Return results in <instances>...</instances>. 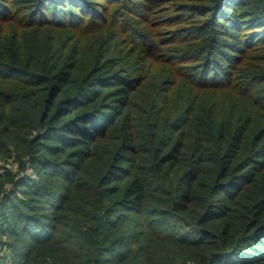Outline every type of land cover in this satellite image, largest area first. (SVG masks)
<instances>
[{"label":"trees","instance_id":"1","mask_svg":"<svg viewBox=\"0 0 264 264\" xmlns=\"http://www.w3.org/2000/svg\"><path fill=\"white\" fill-rule=\"evenodd\" d=\"M6 157L14 264H264V0H0Z\"/></svg>","mask_w":264,"mask_h":264},{"label":"rangeland","instance_id":"2","mask_svg":"<svg viewBox=\"0 0 264 264\" xmlns=\"http://www.w3.org/2000/svg\"><path fill=\"white\" fill-rule=\"evenodd\" d=\"M11 160L12 159H10L9 157H6L5 159L0 158V163L6 168H9L8 166H11V168H14L13 166L16 164L12 162ZM33 176L36 177L34 173H33ZM7 238H8L7 236H4L3 240L6 241ZM0 256L4 258L3 260L4 264H14L15 263L14 251H12L11 249L7 247H5L2 253L0 252Z\"/></svg>","mask_w":264,"mask_h":264},{"label":"built area","instance_id":"3","mask_svg":"<svg viewBox=\"0 0 264 264\" xmlns=\"http://www.w3.org/2000/svg\"><path fill=\"white\" fill-rule=\"evenodd\" d=\"M8 167L11 168V166H8ZM13 167L16 168L17 165H14ZM6 169H7V168L4 167V166L0 163V174H1V175H3V174L5 173Z\"/></svg>","mask_w":264,"mask_h":264}]
</instances>
